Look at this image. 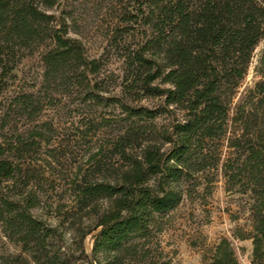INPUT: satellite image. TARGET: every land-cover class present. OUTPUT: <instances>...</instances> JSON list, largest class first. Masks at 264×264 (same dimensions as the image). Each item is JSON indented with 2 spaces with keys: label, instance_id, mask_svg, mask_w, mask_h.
Returning <instances> with one entry per match:
<instances>
[{
  "label": "trees",
  "instance_id": "1",
  "mask_svg": "<svg viewBox=\"0 0 264 264\" xmlns=\"http://www.w3.org/2000/svg\"><path fill=\"white\" fill-rule=\"evenodd\" d=\"M55 3L0 0V81L15 77L22 51L45 45L41 87L82 95L97 106L103 100L98 93L106 92L95 88L93 79L102 62L87 58L82 43L68 36L64 21L50 13ZM122 21L139 27L136 45L124 46L119 54L129 82L124 88L162 98L182 119L154 137L149 126L130 123L111 148L120 162L118 171L95 162L93 172L101 180L83 175L73 182L77 208L95 215L93 263L143 264L148 245L162 230L159 219L182 200L181 184L200 185L197 175L218 167L226 142L231 150L222 162L226 189L250 199L252 231L239 238L251 240V264H264V80L255 83L230 117L254 50L264 38V0H140L136 14H126ZM121 35L115 30L111 47L118 46ZM256 72L264 78V50ZM38 92L0 101V185L13 190L10 198L0 194V222L22 253L33 249V264H68L49 255L46 246L53 230L30 212L38 205L30 160L48 141L43 127L54 131L39 122L53 100L45 104ZM122 107L128 121L155 118L154 111ZM16 116L33 127L19 130ZM237 122L239 132L229 135V123ZM100 200L107 206L94 210ZM210 261L240 264L226 238L214 247Z\"/></svg>",
  "mask_w": 264,
  "mask_h": 264
},
{
  "label": "rangeland",
  "instance_id": "2",
  "mask_svg": "<svg viewBox=\"0 0 264 264\" xmlns=\"http://www.w3.org/2000/svg\"><path fill=\"white\" fill-rule=\"evenodd\" d=\"M139 1L56 0L50 10L56 20L64 21L68 36L82 43L87 58L101 60L100 73L93 76L97 84L95 88L106 90L98 93L103 98L101 104L96 106L91 101L85 102L82 95H62L51 88L41 87L44 72L41 55L46 50L45 45L22 51L13 71L15 77L0 81V101L39 90L45 104L53 100L52 106L44 108L39 122L49 124L54 131L45 132L43 127L48 141L41 143L30 160L32 191L38 198V205L30 212L36 220L53 230L46 246L49 255L68 264H94L92 245L97 232L93 230L95 215L85 214L76 206L73 182L83 175L91 181L101 180L103 176L93 172L96 171L95 162L113 168L114 173L118 171L120 162L111 148L130 123L149 126L154 137V134L169 131L174 122L182 119V113L175 107H166L162 98L144 96L134 87L124 88L129 82H125L126 74L119 54L124 46L133 48L136 45L139 27L133 22H123L122 18L126 14H136ZM115 30H120L122 35L117 39L118 46L111 47ZM263 50L264 38L255 48L247 75L233 100L231 118L235 116L236 104L250 94L256 82L264 80L256 72ZM124 105L154 111L155 118L136 117L128 121L127 113L122 109ZM249 106L246 110H250ZM14 120L19 130H28L34 125L18 116ZM239 125V122L229 123V135L233 131L239 132ZM221 150L222 161L218 167L197 175L200 185L181 184L182 200L174 210L159 219L162 230L148 245L149 253L143 264H210L214 247L223 238L231 243L240 264H251V240L239 238L252 231L250 199L237 189H226L222 162L229 157L231 150L226 142ZM3 184L7 183L0 185V194L10 198L13 190L4 188ZM107 204L106 200H100L94 210L101 211ZM8 235L0 222V264H33V249L22 253L20 245Z\"/></svg>",
  "mask_w": 264,
  "mask_h": 264
}]
</instances>
